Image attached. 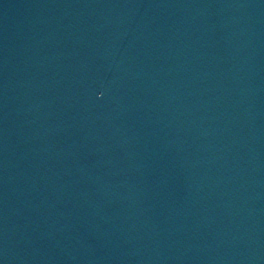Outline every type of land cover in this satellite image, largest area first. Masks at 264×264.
<instances>
[{
  "label": "water",
  "instance_id": "water-1",
  "mask_svg": "<svg viewBox=\"0 0 264 264\" xmlns=\"http://www.w3.org/2000/svg\"><path fill=\"white\" fill-rule=\"evenodd\" d=\"M0 264H264V0H0Z\"/></svg>",
  "mask_w": 264,
  "mask_h": 264
}]
</instances>
